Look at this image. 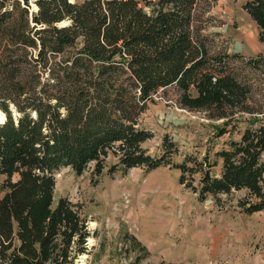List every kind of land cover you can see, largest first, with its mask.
<instances>
[{
  "label": "trees",
  "instance_id": "1",
  "mask_svg": "<svg viewBox=\"0 0 264 264\" xmlns=\"http://www.w3.org/2000/svg\"><path fill=\"white\" fill-rule=\"evenodd\" d=\"M242 7L264 43V0ZM208 10L205 0H0V264H77L88 252L81 206L54 201L65 167L168 166L200 200L245 189L242 210L264 209V53H228ZM171 87L182 107L220 120L215 137L228 139L175 159L165 135L149 154L139 117ZM136 244L143 254L129 264L148 254Z\"/></svg>",
  "mask_w": 264,
  "mask_h": 264
},
{
  "label": "rangeland",
  "instance_id": "2",
  "mask_svg": "<svg viewBox=\"0 0 264 264\" xmlns=\"http://www.w3.org/2000/svg\"><path fill=\"white\" fill-rule=\"evenodd\" d=\"M244 1L205 3L218 43L230 54L248 57L264 53V43L242 7ZM176 97L174 87L160 89L139 117L140 126L152 133L142 144L149 154L161 151L165 135L177 145L175 159L187 153L202 156L228 139L229 133L215 137L214 125L220 120L182 107ZM113 159L110 155L106 161ZM93 168L90 163L81 174L69 167L55 173L54 201L67 197L78 203L90 232L88 252L77 264H129L136 253L143 254L136 241L148 251L139 264H264V209L251 214L242 210L245 189L200 200L178 181L179 171L168 166L111 174L106 169L97 174ZM220 170L218 164L212 173ZM5 181L0 174V196Z\"/></svg>",
  "mask_w": 264,
  "mask_h": 264
}]
</instances>
